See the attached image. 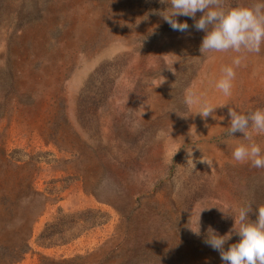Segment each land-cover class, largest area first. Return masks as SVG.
<instances>
[{
	"label": "rangeland",
	"instance_id": "obj_1",
	"mask_svg": "<svg viewBox=\"0 0 264 264\" xmlns=\"http://www.w3.org/2000/svg\"><path fill=\"white\" fill-rule=\"evenodd\" d=\"M168 6L0 0V264H224L208 227L231 233L227 250L233 208L255 221L264 169L233 160L247 141L228 109L264 108V45L202 54L205 33L185 16L172 30ZM237 55L225 97L214 83Z\"/></svg>",
	"mask_w": 264,
	"mask_h": 264
},
{
	"label": "clouds",
	"instance_id": "obj_2",
	"mask_svg": "<svg viewBox=\"0 0 264 264\" xmlns=\"http://www.w3.org/2000/svg\"><path fill=\"white\" fill-rule=\"evenodd\" d=\"M167 3L169 6L160 12V15L172 30H188V23L178 22L176 19L178 16H185L194 20L196 30L205 33L200 45L202 54L228 51L238 54L258 53L261 45H264V0H255L250 7H225L223 0H167ZM198 11L202 15L197 20ZM242 60V55L233 57L231 64L223 66L220 77L215 80V88L225 97L232 95L235 68L241 65ZM186 103L195 106V114H199L201 118L209 117L216 109L202 96L191 92L186 97ZM228 115V136L234 138L233 134L240 132L243 133L242 139L247 141L235 144L232 151L233 160L264 169V150L252 135V132L264 133V108L247 113L229 108ZM233 212V229L239 236L238 242L230 244L225 250L224 246L231 233L221 236L209 226L204 243L219 252L224 264H264V205L256 208L255 221L249 219L251 205L235 206ZM194 233L199 235V222L198 230Z\"/></svg>",
	"mask_w": 264,
	"mask_h": 264
}]
</instances>
